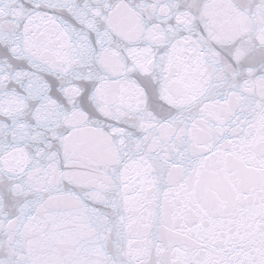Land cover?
Returning a JSON list of instances; mask_svg holds the SVG:
<instances>
[{"label":"snow or ice","instance_id":"snow-or-ice-1","mask_svg":"<svg viewBox=\"0 0 264 264\" xmlns=\"http://www.w3.org/2000/svg\"><path fill=\"white\" fill-rule=\"evenodd\" d=\"M0 264H264V0H0Z\"/></svg>","mask_w":264,"mask_h":264}]
</instances>
